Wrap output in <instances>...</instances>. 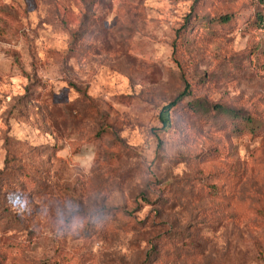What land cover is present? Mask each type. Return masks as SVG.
<instances>
[{"label":"rangeland","instance_id":"rangeland-1","mask_svg":"<svg viewBox=\"0 0 264 264\" xmlns=\"http://www.w3.org/2000/svg\"><path fill=\"white\" fill-rule=\"evenodd\" d=\"M260 11L0 0V264H264Z\"/></svg>","mask_w":264,"mask_h":264},{"label":"trees","instance_id":"trees-1","mask_svg":"<svg viewBox=\"0 0 264 264\" xmlns=\"http://www.w3.org/2000/svg\"><path fill=\"white\" fill-rule=\"evenodd\" d=\"M256 2H257V4L260 6V8H261V11L260 12H258L256 15H255V18H254V22H253V25L255 26H257V27H260V28H262V29H264V0H256ZM224 18V19H223ZM223 18H221V20H222V22H227V17H223ZM188 87L187 86H185V89H184V91L182 92V93H180L178 96H176L172 101H170L169 103H167V104H165L162 108H161V110H160V112H159V116H158V120H159V122H160V124H161V128H163V129H166V128H168V126H169V114H170V112L174 109V108H176L177 106H178V104L180 103V102H182L183 101V99H184V97L186 96V94H187V89ZM189 106H191V109L193 110V111H195L196 112V110H197V108L199 107V105H195V106H192V105H189ZM218 111H221V112H225V113H227V114H230V113H232L233 115H235V116H237L238 115V113H236V112H234V111H231V110H229V109H227V108H224V107H217L216 108Z\"/></svg>","mask_w":264,"mask_h":264},{"label":"clouds","instance_id":"clouds-1","mask_svg":"<svg viewBox=\"0 0 264 264\" xmlns=\"http://www.w3.org/2000/svg\"><path fill=\"white\" fill-rule=\"evenodd\" d=\"M17 204H19L22 207L24 204H26V200L25 201H19V200H17L16 203H15V205L13 206V210H16Z\"/></svg>","mask_w":264,"mask_h":264}]
</instances>
